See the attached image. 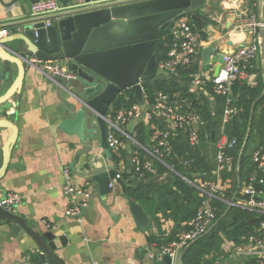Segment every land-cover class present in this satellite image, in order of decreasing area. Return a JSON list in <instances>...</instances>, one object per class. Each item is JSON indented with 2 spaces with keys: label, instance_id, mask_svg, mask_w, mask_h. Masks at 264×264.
Listing matches in <instances>:
<instances>
[{
  "label": "crops",
  "instance_id": "obj_1",
  "mask_svg": "<svg viewBox=\"0 0 264 264\" xmlns=\"http://www.w3.org/2000/svg\"><path fill=\"white\" fill-rule=\"evenodd\" d=\"M213 2L214 5L206 3L200 9L203 20L207 21L204 29L209 32L208 41L205 42L200 31H195L200 46L211 44L227 52L253 41H258L260 45L261 26L257 32H253L250 27L241 24L243 21L247 23L249 17L254 15L261 22L263 0H255L252 5L250 0ZM32 4L29 0H19L12 7L1 8L0 11V29H8L6 35L0 36V56L9 60L11 68L9 80L0 87V97L7 94L21 77L16 93L0 105V119H6L17 127L9 163L0 176V200L9 192L20 195L21 202L14 213L27 219L28 225L41 233L53 232L60 245L57 252L64 260L63 264H150L149 254L157 253L160 249L150 244V234L161 231L169 235L175 227L174 221L161 213L158 219L147 214L148 229L141 231L132 213V200L124 192L122 179H113L107 189H102L98 181L92 178L97 173L109 170L115 163L120 174L130 170L134 146L139 144L133 138L140 120L123 125L129 137L121 148L115 150L109 147V151L100 144L98 125L94 124L92 145L87 136L83 143L75 133H69L62 127L64 121L73 116L69 108L70 95L50 77L32 66L25 68L18 55L6 51L23 46L20 40L23 37L22 24L35 18ZM59 4L62 8H70L78 1ZM258 60L261 64L260 54ZM247 73L244 80L256 84L257 75L248 70ZM199 75L207 79L214 77L212 71L202 73V64ZM210 104L214 108L213 96H210ZM144 114L147 115V112ZM12 133L10 126L0 127V169L4 160L2 150ZM114 154L120 157L118 162ZM65 167L71 169L74 185L88 183L92 191L83 222L66 215L68 198L63 191ZM187 223L184 225L188 228ZM230 242L225 240L223 243L225 256L217 264H247L257 258L254 251L234 255L236 248H228ZM39 253L36 241L24 229L13 233L11 225L0 226V264H38Z\"/></svg>",
  "mask_w": 264,
  "mask_h": 264
},
{
  "label": "water",
  "instance_id": "obj_2",
  "mask_svg": "<svg viewBox=\"0 0 264 264\" xmlns=\"http://www.w3.org/2000/svg\"><path fill=\"white\" fill-rule=\"evenodd\" d=\"M19 0H0L1 8H9ZM34 3L39 0H29ZM63 4L74 0H58ZM78 4L65 8V12L49 26L43 19H29L24 21L23 46L17 49H6L13 55H18L24 62V67L30 66L32 59L58 60L62 65L73 70L77 77L70 80L58 76L50 77L70 97L72 117L64 121L62 127L69 133H75L81 142L93 144L94 124L98 125L100 144L109 151L107 130L104 116L109 107L124 89L134 92L137 103L147 112L145 87L147 81L156 91L155 80L158 76H165L179 82L181 75L169 72L159 67L156 52L161 41L162 29L168 24H174L178 18L188 16L202 28L200 35L207 42L209 32L204 28L207 21L203 20L200 9L204 4L214 5L213 0H77ZM260 60L264 75V0L261 18ZM4 44V42H1ZM202 73L213 72L217 77L224 64V51L214 45H205L201 49ZM11 72L10 62L0 56V87L9 80ZM21 77L9 92L0 97V105L15 94L19 88ZM264 98V89L255 99L250 113L247 134L241 149L237 164V187L229 201L228 208L201 236L209 234L223 219L230 208L235 205L242 183L240 165L242 154L248 144L255 107ZM10 126L12 135L3 147V165L0 176L5 172L9 163L11 149L16 141L17 127L6 119H0V127ZM214 137V132H213ZM111 157V154H109ZM117 164L102 173L93 175L102 189H107L111 180L118 174ZM257 190H262L260 183L255 184ZM132 213L139 229L146 232L149 217L139 203L131 202ZM255 219L250 221L253 225ZM11 225L12 232L24 229L38 245V264H63L57 250L60 248L53 232L41 233L28 225L27 219L20 215L0 208V226ZM199 238V239H200ZM199 239L191 242L182 249L176 264H184V256L189 248ZM64 242V238L61 237ZM150 264H172L169 254L157 251V258L149 259ZM151 261V262H150Z\"/></svg>",
  "mask_w": 264,
  "mask_h": 264
},
{
  "label": "trees",
  "instance_id": "obj_3",
  "mask_svg": "<svg viewBox=\"0 0 264 264\" xmlns=\"http://www.w3.org/2000/svg\"><path fill=\"white\" fill-rule=\"evenodd\" d=\"M254 1L250 0V4H254ZM191 23L194 31H200L201 27L198 23L193 20ZM172 27L173 24H168L162 29L161 41L156 52L159 64L169 58L168 52L175 39ZM201 49L202 46L198 49L196 59L192 63L177 69V73L181 75V81L176 82L168 77L158 76L154 85L156 91L147 81L145 95L148 111L145 116L148 118L147 121H145L146 117L141 119L135 128V139L139 144H135L134 152L137 151L141 158L140 170H137L133 163L129 171L121 174L124 192L130 200L141 204L151 218L158 219V214L161 213L174 221L175 227L169 235L161 231L157 234H150V244L160 249L176 241L179 235L187 229L184 224L196 216L203 197L195 185L199 179L205 181L213 179L211 172L217 166L216 141L222 126L227 96L215 93L214 83L207 78L204 79V85L198 87L193 85L194 78L201 71ZM247 68L249 73L257 75L256 84L240 79L233 85L232 98L236 113L227 124L226 130L229 137H236L238 142L235 147L227 150L228 154L234 157V162L231 169L226 168L222 172L223 179L230 181V187L221 198L214 200L217 219L228 208L229 201L236 190V168L247 134L251 108L264 88V77L258 57ZM158 94L166 95L169 102L180 105L185 114L199 116L201 121L199 127L201 143L199 145H192L189 141L191 126L175 129L165 117L154 110ZM210 96L214 97V108L210 104ZM135 103L134 92L131 89H124L122 94H119L113 101L108 112L127 109ZM263 104L264 98L255 107L251 135L241 157L242 187L249 182L251 176L256 175L257 179L263 176L252 160L254 151L264 145ZM157 126L158 129H156ZM165 132L169 133L172 153L166 154L162 161L155 160L148 149L156 145V141L152 139L153 136L156 133ZM122 140L124 142L127 138L124 136ZM253 141H257V146L250 153L248 149ZM148 142L151 144L149 148L147 147ZM122 154L125 156L123 152ZM114 158L117 162L120 159L116 154ZM147 160L153 163V171L144 169L143 165ZM185 161H190V163L185 165ZM164 173H167L166 177L160 179ZM241 198L242 195L239 192L235 202L237 203ZM252 219H255L253 225L250 224ZM259 221L260 217L254 211L241 205H233L209 234L200 238L189 248L184 256V264H217L225 256L222 249L225 240L243 247L251 235L262 233L258 229ZM247 264L260 263L255 258Z\"/></svg>",
  "mask_w": 264,
  "mask_h": 264
},
{
  "label": "built area",
  "instance_id": "obj_4",
  "mask_svg": "<svg viewBox=\"0 0 264 264\" xmlns=\"http://www.w3.org/2000/svg\"><path fill=\"white\" fill-rule=\"evenodd\" d=\"M63 12L65 10L57 0H39L32 4L34 17L43 19L46 26L52 25ZM261 25L262 23L255 15L249 17L247 23L243 21L241 24V26L250 27L253 32H257V29ZM172 32L175 39L168 52L169 58L161 62L159 67L169 72L177 73V69L180 66L189 65L196 59L200 42L199 36L194 31L191 19L188 16L178 18L173 24ZM7 33L8 29H0V36L6 35ZM259 51L260 45L258 41H253L236 50L224 52V64L219 75L208 79L214 83L215 93L227 96L222 126L216 141L217 166L211 172L214 177L213 179L207 181L199 179L197 185H195L200 190L203 199L196 216L187 223L188 228L179 235L176 241L159 249L161 254L170 255L173 259L172 264H176L179 252L191 242L203 236L217 219V208L215 207L214 200L221 198L227 188L230 187V181L227 182L223 179L222 172L226 168L231 169L234 162V157L229 155L227 150L235 147L238 142L236 137H229L226 130L227 124L236 113V107L233 105L232 98L233 85L236 81L247 78V66L250 62L257 59ZM28 63L47 77L58 76L65 80L77 77V74L73 70L62 65L58 60L32 59ZM204 79L201 75H197L192 83L195 87H198L204 84ZM153 108L158 114L165 117L175 129H183L186 126H191L190 143L192 145H199L201 143L199 129L201 121L199 116L185 114L180 105L169 102L167 96L163 94H158L156 105ZM144 113L146 112L143 111L137 102L130 108L119 109L113 113L108 112L104 116V121L107 127L109 147L115 150L121 148L124 145L122 137H129L122 126L132 120L143 119L145 117ZM133 139L136 140L135 135ZM152 139L156 141V145L148 150L153 159L162 161L166 154L172 153V145L168 132L162 134L156 133ZM252 160L263 176L260 179H257L256 175L251 176L249 182L241 187L240 193L242 198L237 203L235 202V204L254 211L260 217L258 229L262 233L251 235L244 247H237L231 241L228 248L231 249V246H235L236 250L234 251V255L254 251L259 263L264 264V145L254 151ZM133 163L136 165V169L140 170L141 158L137 151L133 154ZM184 163L188 165L190 161H185ZM143 167L149 171L154 170L153 163L150 160H147ZM63 173L65 177L63 191L68 198L66 215L79 222H83L85 211L92 198V191L89 188L90 185L88 183L83 186L74 185L69 167H65ZM166 175L167 173H164L160 179H164ZM121 178L122 175L118 173L115 179ZM256 183H260L263 186L262 190L255 188ZM20 202L21 197L18 193L9 192L1 198L0 208L14 212ZM149 257L155 259L157 258V253H150Z\"/></svg>",
  "mask_w": 264,
  "mask_h": 264
},
{
  "label": "rangeland",
  "instance_id": "obj_5",
  "mask_svg": "<svg viewBox=\"0 0 264 264\" xmlns=\"http://www.w3.org/2000/svg\"><path fill=\"white\" fill-rule=\"evenodd\" d=\"M253 144H250L249 145V151H250V153L253 151V149L257 146V141H253L252 142ZM237 264V263H236Z\"/></svg>",
  "mask_w": 264,
  "mask_h": 264
}]
</instances>
